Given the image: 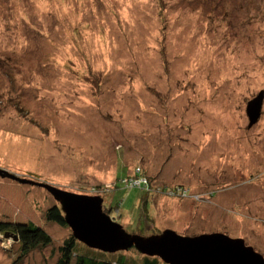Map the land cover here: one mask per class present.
Masks as SVG:
<instances>
[{
  "label": "rangeland",
  "instance_id": "374dc122",
  "mask_svg": "<svg viewBox=\"0 0 264 264\" xmlns=\"http://www.w3.org/2000/svg\"><path fill=\"white\" fill-rule=\"evenodd\" d=\"M260 90L264 0H0V169L101 188L128 233L223 232L264 257V98L250 128L245 111ZM138 168L148 196L122 183ZM54 202L0 179V219L33 220L54 239L21 264L55 263L70 228L44 219ZM18 250L0 234V264Z\"/></svg>",
  "mask_w": 264,
  "mask_h": 264
},
{
  "label": "water",
  "instance_id": "95a60500",
  "mask_svg": "<svg viewBox=\"0 0 264 264\" xmlns=\"http://www.w3.org/2000/svg\"><path fill=\"white\" fill-rule=\"evenodd\" d=\"M263 98L261 90L248 102V128L259 120ZM0 176L46 189L60 205L72 236L90 248L110 253L135 248L143 255L157 257L168 264H264V257L242 238L218 232L183 236L172 229L148 236L128 233L103 211L101 196L69 192L3 169H0ZM5 237L18 240L11 233H5Z\"/></svg>",
  "mask_w": 264,
  "mask_h": 264
},
{
  "label": "trees",
  "instance_id": "16d2710c",
  "mask_svg": "<svg viewBox=\"0 0 264 264\" xmlns=\"http://www.w3.org/2000/svg\"><path fill=\"white\" fill-rule=\"evenodd\" d=\"M23 2H25V0H23ZM141 172L142 170L136 171L137 173L136 175L124 178L122 180V183L123 185H125L127 189L129 188L133 189L135 187H139L142 191H144L145 193H148L146 194V196H148L149 192L146 186L147 183L146 182H145L146 184H144L143 182L136 183L137 180H140L146 177L144 174H141ZM28 178L39 181L38 179L33 178V177H28ZM145 179H147V177ZM39 182H42V181H39ZM149 183L150 181L148 180V184ZM88 191L89 190H83L82 192H84V194H87ZM92 191L95 192L96 190L93 189ZM159 191L165 192L163 188H160ZM171 191H174V190H171ZM100 192H101V188H99V190L96 191L95 195L100 194ZM103 198H104V195H103ZM147 199L148 198L145 197L144 199H142V202L145 203ZM103 210L108 214H110L108 210L111 212L110 208H108V210H105V209ZM43 213H44V219L46 221L54 222L58 226H61L65 229H69V227L64 221V214L61 211L60 205L58 203L54 202L49 207H47V209H45ZM5 232L14 233L19 237V241H18L19 250H18L16 257L10 264H21L24 261V259L28 257L30 252L38 250V249L41 250L44 247L53 245L54 243V239L52 238V235L47 233L46 230H44L41 226L35 224L32 221H28V222H25L24 224H20V223H10V222L0 219V233H5ZM77 242L79 241L76 240L72 236V233L70 230L69 235L66 236L57 247L58 257L54 264H136V262H134L131 258L124 256V255H119V257L113 256L111 258H108L106 256H101V255H104L102 254V252L103 253H110V252H105V251H101L98 249H95V250H98L99 252L95 251L91 253L90 255H89V252H86V250L78 252L75 249ZM86 247L90 248L88 246ZM130 249H133L134 251L138 252L135 248H130ZM113 253H116V252H113ZM142 256L143 258L140 259L141 264H163L164 263V262L163 263L159 262L158 258L156 257H150V256H146L143 254Z\"/></svg>",
  "mask_w": 264,
  "mask_h": 264
},
{
  "label": "bare ground",
  "instance_id": "6f19581e",
  "mask_svg": "<svg viewBox=\"0 0 264 264\" xmlns=\"http://www.w3.org/2000/svg\"><path fill=\"white\" fill-rule=\"evenodd\" d=\"M261 91V90H260ZM259 91V92H260ZM264 91V90H263ZM258 92V93H259ZM257 93V94H258ZM257 94L254 96V97H256L257 96ZM263 108V107H262ZM263 109H261V111H262ZM246 111V110H245ZM246 115H247V111H246ZM247 118H248V115H247ZM258 122V121H257ZM248 124H249V118H248ZM255 125V124H254ZM140 169L138 168L137 169V171H139ZM26 178V177H25ZM146 177H144L143 179H140V180H137L136 181V183H139V182H143L144 184H148V178L147 179H145ZM0 179L1 180H11V181H16V180H13V179H10V178H8V177H1L0 176ZM30 179V178H29ZM33 180V179H32ZM18 182V181H17ZM146 182V183H145ZM146 184V186H147V190H148V192H150V183L147 185ZM34 186V185H33ZM179 186V187H178ZM177 186V188H176V191H172V192H174V193H177V194H185V195H187V192L188 193H190V194H193L191 191H190V189L189 188H187V187H182L181 185H178ZM84 194V193H83ZM86 195H88V194H86ZM91 196H96V195H91ZM98 196H100L99 194H98ZM194 196H200L199 194H196L195 193V195ZM102 197V196H101ZM103 198V197H102ZM57 203V202H56ZM103 204H104V198H103ZM104 211V210H103ZM105 212V211H104ZM106 213V212H105ZM108 214V213H107ZM109 215V214H108ZM110 216V215H109ZM112 219H114L112 216H110ZM2 220H4V219H2ZM5 221H7V222H10V223H20V222H23V221H25V220H19V222H16L17 220H10V219H5ZM28 221H32V222H34L35 223V221H33V220H27L26 222H28ZM117 222V221H116ZM25 223V222H24ZM21 224V223H20ZM36 224V223H35ZM68 226V225H67ZM47 232V231H46ZM5 233H11V232H5ZM5 233H0V234H3L4 236H5ZM160 233V232H159ZM177 233V232H176ZM218 233H223V232H218ZM11 234H14V233H11ZM179 234V233H178ZM14 235H16V234H14ZM181 235V234H180ZM17 236V235H16ZM184 236V235H183ZM186 236H188V235H186ZM18 237V236H17ZM6 238H12V237H6ZM238 238V237H237ZM13 239V238H12ZM14 240V239H13ZM16 241V240H15ZM19 241V237H18V240H17V242ZM250 246V245H249ZM163 262V261H162ZM165 263V262H164ZM165 264H168V263H165Z\"/></svg>",
  "mask_w": 264,
  "mask_h": 264
}]
</instances>
